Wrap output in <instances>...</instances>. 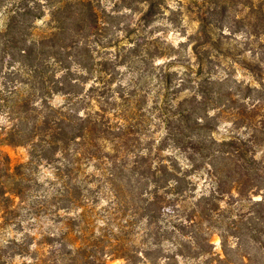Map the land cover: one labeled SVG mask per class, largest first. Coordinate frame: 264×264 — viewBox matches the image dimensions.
<instances>
[{
	"label": "trees",
	"instance_id": "16d2710c",
	"mask_svg": "<svg viewBox=\"0 0 264 264\" xmlns=\"http://www.w3.org/2000/svg\"><path fill=\"white\" fill-rule=\"evenodd\" d=\"M162 1L0 0V264H264L263 74Z\"/></svg>",
	"mask_w": 264,
	"mask_h": 264
},
{
	"label": "rangeland",
	"instance_id": "374dc122",
	"mask_svg": "<svg viewBox=\"0 0 264 264\" xmlns=\"http://www.w3.org/2000/svg\"><path fill=\"white\" fill-rule=\"evenodd\" d=\"M162 2L161 6L156 7L157 16L148 29H153L157 35L178 45L188 41L198 31H203L199 30L197 21L199 18L203 16L210 18L214 25L215 37L222 40L223 54L213 50L210 45L202 48L210 49L213 54L219 56L215 61V70L222 73L231 70L233 78L261 87L259 81L262 74L264 77V0H163ZM250 32L260 35L253 47H248L246 44V36ZM245 58L251 64L254 63L253 66H244ZM237 60H241L240 64L236 62ZM262 82L264 84V81ZM0 150L11 157L14 165L28 161V151L25 147L5 146ZM214 241L220 247L221 240L218 236L214 237ZM108 264H124V262L115 260L109 261Z\"/></svg>",
	"mask_w": 264,
	"mask_h": 264
}]
</instances>
